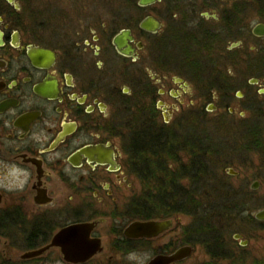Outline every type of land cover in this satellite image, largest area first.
I'll use <instances>...</instances> for the list:
<instances>
[{"label":"flooded vegetation","instance_id":"flooded-vegetation-1","mask_svg":"<svg viewBox=\"0 0 264 264\" xmlns=\"http://www.w3.org/2000/svg\"><path fill=\"white\" fill-rule=\"evenodd\" d=\"M140 1L0 0V264H149L186 246L173 227L152 239L125 230L168 221L140 217L159 207L161 170L190 190L181 181L191 156L175 145L161 156L160 132L193 109L190 80L202 79L217 45L256 88L249 105L264 98V0ZM208 256L221 262L226 250Z\"/></svg>","mask_w":264,"mask_h":264},{"label":"rangeland","instance_id":"rangeland-1","mask_svg":"<svg viewBox=\"0 0 264 264\" xmlns=\"http://www.w3.org/2000/svg\"><path fill=\"white\" fill-rule=\"evenodd\" d=\"M264 44V42H263ZM225 51L223 45H217L213 54L209 57L208 62L205 64V71L202 74V79L191 81L192 101L194 102L193 109H188L187 113L178 114L173 121L169 124L171 132L175 135V141L182 143L183 139L187 141H196L198 143L208 144L211 142L216 145H220V152L222 161L226 165L224 172L228 169H232L237 172L236 177H230L229 183L239 191L249 190L250 185L253 182H259L258 190L252 191L254 196L251 197L250 202L247 204V215L249 212L254 211L255 206H259L257 209L264 208V168L259 160L257 154L246 153L242 150L245 145L241 138V128L245 124L246 126H258L259 129L264 128V108L260 98L257 101V107L263 110L262 116L256 119L251 112L245 115V122L243 123L238 118V113L243 108H249L254 106L256 97H253V104L249 105L248 99L250 94L256 91V88L249 91L246 88L245 80L237 78V71L235 65L228 58L220 57V52ZM219 54V55H218ZM226 81L227 85L222 82ZM221 84V85H220ZM224 85V86H223ZM229 85V87H228ZM227 86V87H226ZM226 88V89H225ZM242 91L244 93V101H239L234 97L236 91ZM248 94V97H246ZM218 99L217 110L207 112L206 107L210 105V99ZM229 99L228 108L235 109L236 114L230 117L227 113V107L223 106L221 101ZM189 98L185 108L189 107ZM250 109V108H249ZM191 111V112H189ZM186 115V116H185ZM264 135V134H263ZM210 143V144H211ZM242 147V148H241ZM210 166V165H209ZM208 168V163H206ZM213 173L220 174L222 172L221 167L211 168ZM207 170V169H206ZM205 170V171H206ZM261 176V177H260ZM204 178L199 180L202 182ZM189 181H181V184L185 187L188 186ZM201 186V185H199ZM191 190V189H190ZM251 191V190H250ZM256 210V209H255ZM173 222L172 235L176 238V244L182 245L184 241H187L193 248L191 256L182 263L179 264H263L264 260V231L258 224L254 223H236V228L239 230L242 240L247 241L246 247L241 248L237 242L231 240V235L223 238L226 250V259L224 261L212 260L204 248L201 245V240L192 232V220L189 217L180 215ZM149 253L144 255V259L147 260Z\"/></svg>","mask_w":264,"mask_h":264},{"label":"trees","instance_id":"trees-1","mask_svg":"<svg viewBox=\"0 0 264 264\" xmlns=\"http://www.w3.org/2000/svg\"><path fill=\"white\" fill-rule=\"evenodd\" d=\"M226 81L228 80H222L227 85ZM255 97L254 106L252 108L249 107L250 109L246 108L245 111L246 115L251 112L252 116L258 120L262 116L263 110L257 107V101L260 97ZM260 99L263 100L262 107L264 108V98ZM240 119L243 123L245 122V118ZM242 126L244 127L241 128L240 138L245 144L243 148L241 147L242 150L248 154H257L264 168V128L263 130L259 129L256 125L246 126L243 124ZM145 130L142 129L141 131ZM167 132L165 128H161V140L159 143L161 156L172 153L170 145H175L176 148L185 146L184 151L191 156L192 170L189 175L185 176L189 181L191 190L188 193L181 191L179 181L176 185H172V182L174 183V175H171L168 171L161 170L158 192L159 207L156 208L154 206L157 198L156 190L153 188L155 176L153 173L144 176V178L151 180V189L148 191L149 198L147 200L154 207L140 210V217L145 220H168L180 215L189 217L193 223L192 232L201 240V245L204 246L210 255H215L221 249H225L224 237L231 234H240L235 227L236 223L240 225L243 222L258 224L264 231V223L260 224L255 221L250 215L251 212L244 216L247 213V204L250 202L251 197L254 196V193L250 189L239 191L229 183L230 178L224 172L226 165L221 159L220 145L214 146L211 142L203 144L196 141H187L186 145H182L183 141L182 143L178 140L175 141V135L170 131L169 133ZM142 139L144 141V138ZM147 146L149 148L144 153L145 155L149 153L152 157V152L156 147L154 138H150ZM145 162L149 164L148 160H145ZM206 163H208V168H206ZM149 167H152V164ZM212 167L218 169L221 167L222 172L215 174L212 172ZM176 178L177 180L180 179L179 174L176 175ZM202 178L204 179L199 184L198 182ZM262 178H264V175ZM258 207H253L254 211L259 210L257 209ZM182 244L188 245L189 243L184 241Z\"/></svg>","mask_w":264,"mask_h":264},{"label":"water","instance_id":"water-1","mask_svg":"<svg viewBox=\"0 0 264 264\" xmlns=\"http://www.w3.org/2000/svg\"><path fill=\"white\" fill-rule=\"evenodd\" d=\"M155 1L157 0H141L140 1V5L141 6H147L150 4L155 3ZM142 28L145 29L148 32H152L154 33L156 31V29L158 28V24L152 20V19H147L143 24H142ZM258 30H263V29H258ZM264 35V34H263ZM120 39H117L115 41V44L117 45V48L120 50ZM125 55H128V52H124ZM261 93H264V91H262ZM238 98L241 97V94L239 92H237L236 95ZM214 110V107L212 105H208L206 108L207 112H212ZM230 112H232V110H230ZM241 116H244L243 114H241ZM226 174L230 177H236L237 176V172H235L232 169H228ZM259 187V182H253L250 185V190L251 191H256L258 190ZM251 217L257 221V222H264V208L256 210L254 212L250 213ZM171 220V219H169ZM146 221V222H134L132 224H130L127 229L125 230V236H127L128 238H145V239H152L157 237L158 235L164 233L165 231H168L169 229L172 228L173 226V222L172 221ZM92 228L91 224H87V225H80L77 227H73L71 229H80L81 232H87L90 231V229ZM66 230V231H70ZM64 231L62 234H60V237L66 232ZM234 240H240V236L239 235H234L233 236ZM241 246H245L246 242H240ZM94 248H96V246H94ZM193 252V248L190 245H186V246H182L180 248H178L174 253H172L169 256H156L155 258H153L149 264H171V263H180L183 262L185 260H187L191 254Z\"/></svg>","mask_w":264,"mask_h":264}]
</instances>
